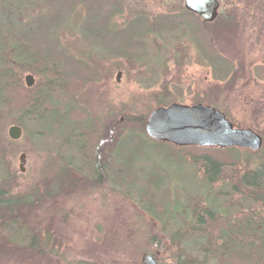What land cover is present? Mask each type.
I'll return each instance as SVG.
<instances>
[{"label":"rangeland","instance_id":"rangeland-1","mask_svg":"<svg viewBox=\"0 0 264 264\" xmlns=\"http://www.w3.org/2000/svg\"><path fill=\"white\" fill-rule=\"evenodd\" d=\"M122 1L124 11L111 18L116 25H123L139 13L169 14L184 5L183 0ZM219 1L221 19L218 24L207 25V29L216 48L234 59L235 68L242 67L238 78L231 81L230 75L218 79L212 64L189 50L193 44L189 35L178 31L148 34L142 59L129 60L90 42L82 31L87 6L77 2L69 19L56 28L55 34L69 54L88 59L101 79L90 82L76 99L58 97L54 127L64 121L59 115L73 104L85 106L94 116L112 123L119 119L124 122V111L130 109L146 112L149 118L161 105L160 99L167 97L168 101L162 103L165 106L173 102L204 103V99L207 101L204 104L227 113L235 126L252 128L264 138V78L254 74L255 66H264V0ZM104 8L110 9L107 4ZM50 12L49 0H11L9 8H3L0 1V21H14V37L20 35L25 40L30 31L38 28L40 18ZM224 19L226 26L222 25ZM228 20L229 30L225 28ZM185 44L186 50L182 46ZM23 67L20 69L24 81L29 73L35 76V84L42 80L40 74ZM163 91L166 93L162 94ZM14 124L0 113V151L7 153L6 163L0 167V180L4 178L2 174L8 173L15 184L14 193L18 194L43 193L48 187L59 191L54 188L55 177L63 159L80 162L81 153L75 146L64 144L62 136L34 138L23 129L19 139H12L9 128ZM143 152L148 157L138 158L133 168L138 178L131 174L122 184L104 182L103 185L86 180L76 192L64 196L59 191L58 196L44 201L34 212L35 229L43 233L51 229L59 236L61 245L54 249L44 247L46 254L41 255L0 236V264H134L141 263L143 253L155 251L162 255L159 261L162 264H185L172 259L169 251H158L150 241L152 235L161 231L162 221L144 210L136 187L145 183L149 170L158 173L161 170L162 175L154 178V185L159 182L163 185L156 192L158 205L168 208L172 219L181 215L187 194L204 195L213 191L192 165L165 157L149 145L139 153L137 150L134 156L139 157ZM22 153H26L25 171L20 166ZM250 166H258L256 158L251 159ZM234 172V168H228L225 179ZM173 230L170 225L169 232ZM161 237L166 238L164 234ZM29 240L26 236L20 242L27 246Z\"/></svg>","mask_w":264,"mask_h":264},{"label":"trees","instance_id":"trees-1","mask_svg":"<svg viewBox=\"0 0 264 264\" xmlns=\"http://www.w3.org/2000/svg\"><path fill=\"white\" fill-rule=\"evenodd\" d=\"M0 1L3 8H9L11 0ZM79 1L87 6L82 25L86 38L126 59L145 57V38L151 32L182 30L183 26H188L194 39L204 47L205 55H217L204 24L215 25L220 19L202 22L184 6L169 14L139 13L118 26L109 19L124 11L122 0H49L51 12L40 18L38 28L29 32L28 40L20 35L14 37V21H0V113L34 138L62 136L64 144L75 146L81 153L80 162L63 159L75 171L54 186L64 196L76 192L86 180L103 185L104 182L122 184L131 174L138 178L139 174L133 170L136 160L148 154L134 155L137 150L143 151L145 145L179 163L192 165L213 192L187 194L181 215L174 219L169 216L168 208L158 205L156 192L163 185L160 182L154 185V178L162 175L161 170L145 171V183L136 187L144 210L162 221L161 231L152 235L150 241L158 251H169L178 263L264 264V144L257 151L241 147L177 146L148 134L146 112L130 109L124 111V122L119 119L111 123L79 104L70 105L60 114L64 121L54 127L58 97L76 99L90 82L101 79L88 59L69 54L55 34ZM106 4L110 9L105 15ZM211 64L218 79L230 75L231 81L242 71V67L235 68L230 61ZM21 67L40 74L42 80L28 87ZM254 74L264 78V66H255ZM166 101L168 98L162 97L161 105ZM5 154L0 151V167L4 165ZM253 157L258 161L256 167L250 166ZM228 168H234L235 172L225 179ZM2 176L1 238L41 255L46 254L44 247L54 249L61 245L59 236L51 229L43 233L34 227V212L59 192L48 187L43 193H14L13 178L8 173ZM222 182L225 188L221 187ZM170 225L174 227L171 233ZM163 234L166 238L161 237ZM26 236L30 239L27 246L20 242ZM153 255L161 261L162 255L156 251Z\"/></svg>","mask_w":264,"mask_h":264},{"label":"water","instance_id":"water-1","mask_svg":"<svg viewBox=\"0 0 264 264\" xmlns=\"http://www.w3.org/2000/svg\"><path fill=\"white\" fill-rule=\"evenodd\" d=\"M187 11L196 13L204 22H213L219 12V0H183ZM121 71L117 75L120 80ZM25 81L28 87L35 85V76L27 74ZM148 134L158 140L177 146L199 145L241 147L259 150L264 143L263 136L252 128H242L218 108L204 103L186 104L173 102L161 105L152 111L146 121ZM23 129L19 125L9 128V136L19 139ZM21 171H25L26 153H22ZM141 264H162L153 254L145 252Z\"/></svg>","mask_w":264,"mask_h":264},{"label":"flooded vegetation","instance_id":"flooded-vegetation-1","mask_svg":"<svg viewBox=\"0 0 264 264\" xmlns=\"http://www.w3.org/2000/svg\"><path fill=\"white\" fill-rule=\"evenodd\" d=\"M107 12L108 11L106 10L105 15L107 14ZM221 16L222 15L220 13V7H219L218 16H217V18L215 19L214 22H216L217 20L221 19ZM200 19L202 20V22H204L201 17H200ZM109 20L113 21L111 18ZM227 22H228L227 23V27H225L226 26L225 19H224V23H222V25H225L224 27L229 30V28L231 27V22L229 20ZM118 26H122V25L118 24ZM204 27H205V29L207 31V34L211 38V35H210L211 33L207 29V25L204 24ZM182 28H183L182 30L180 29V30H172V31H178L179 34H182V35H189V37L192 39L191 41L193 43L191 46H189V50L190 51H191V49L194 50L195 54L199 55V57H201V58H203L205 60H208L210 63H213V62L225 63L226 61H230V62L234 63V59L233 58L225 56L219 48H216V45H215L214 41L212 42V39H211V42L213 44L214 49L216 50V54L217 55H214V56L205 55L204 54V47L201 44H199L197 42V40L194 39V35L191 32V30L188 28V26H185V27L183 26ZM169 31H171V30H169ZM169 31H165V32H169ZM182 46H184L183 48H185V50H186L187 45L185 44V45H182ZM182 50H184V49H182ZM197 55H196V57H198ZM68 146H70V145H68ZM70 172L73 174V172H75V171L73 169H71L65 162L64 163L62 162V167L60 169H58V172L56 173V177H55L56 178V184H58L60 181H63L65 179L64 177L69 176Z\"/></svg>","mask_w":264,"mask_h":264}]
</instances>
